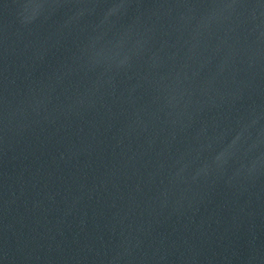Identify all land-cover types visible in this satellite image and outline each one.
<instances>
[{
    "label": "water",
    "instance_id": "95a60500",
    "mask_svg": "<svg viewBox=\"0 0 264 264\" xmlns=\"http://www.w3.org/2000/svg\"><path fill=\"white\" fill-rule=\"evenodd\" d=\"M0 264H264V0H0Z\"/></svg>",
    "mask_w": 264,
    "mask_h": 264
}]
</instances>
